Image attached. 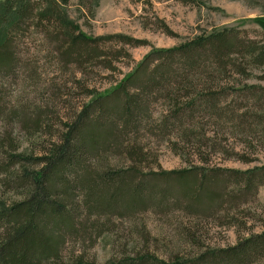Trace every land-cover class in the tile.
Returning a JSON list of instances; mask_svg holds the SVG:
<instances>
[{"label":"trees","instance_id":"trees-1","mask_svg":"<svg viewBox=\"0 0 264 264\" xmlns=\"http://www.w3.org/2000/svg\"><path fill=\"white\" fill-rule=\"evenodd\" d=\"M69 1L4 0L0 4V121L6 126L17 119L27 121L26 114L14 108L16 100L7 95L22 72L30 69L23 58L27 50H21L20 45L28 32L45 33L50 43L58 44L55 51L62 61L91 56L89 43L102 39L85 35L69 18L65 9ZM89 12L92 14L93 8ZM263 69L264 42L242 40L235 30L224 28L178 46L152 49L114 87L92 96L40 155L19 151L4 125L6 130L0 131V196L12 193L22 198L9 203L0 199V264H98L81 255L66 259L61 246L66 237L100 233V213L107 217L112 211L130 212L147 204L162 207L168 196H174L176 203L183 196L187 210L203 202V212L218 205L220 192L231 183L242 189L243 196L253 193L257 183L264 181L263 167L244 172L226 170L223 174L219 173L223 170L206 174L208 170L203 168H188L163 172L161 177L154 172L135 179L142 174L130 163L114 169L102 163L96 167L94 160L102 162L99 153L120 147L126 135L138 130L147 115L143 95L158 90L171 94L172 106L181 107L171 114L172 118L164 116L156 128L166 131L195 113L211 112L214 117L212 111L219 112L238 133L233 137L243 145L242 152L234 146L223 152L228 158L252 162L251 155L264 149V87L247 83L233 86L234 95L226 100L230 91L219 82L212 84L217 79L253 77L254 70L261 71L256 78L264 81ZM202 77L209 83L198 95ZM183 89L185 102L175 100ZM40 117L37 114L30 122L35 132L40 130ZM125 151L128 161H134V148ZM154 177L163 179L159 180L162 184ZM171 177L178 183L173 189L169 185ZM217 193L216 199L213 196ZM184 230L197 245L191 229ZM135 255L109 259L107 264H253L264 260V231L238 237L231 246L202 249L185 260L166 262L142 250Z\"/></svg>","mask_w":264,"mask_h":264},{"label":"rangeland","instance_id":"rangeland-1","mask_svg":"<svg viewBox=\"0 0 264 264\" xmlns=\"http://www.w3.org/2000/svg\"><path fill=\"white\" fill-rule=\"evenodd\" d=\"M89 8H93L92 14ZM65 9L85 35L102 39L89 43L88 47L93 49L91 56L62 61L55 51L59 45L50 43L45 33L31 30L23 37L21 50H27L23 58L30 69L21 71L20 80L11 85L7 97L16 100L14 108L23 111L27 121L17 119L7 126L0 121V131L9 128L19 151L35 156L58 138L65 122L92 96L114 87L152 49L178 46L224 28L235 30L242 40L264 42V0H71ZM151 64L149 59V68ZM260 72L254 70L253 77L249 78L217 79L212 85L219 82L222 88H227L230 93L225 99L231 100L233 86L239 88L247 83L264 87V81L256 78ZM208 83L204 77L200 79L198 95L205 92L202 88ZM143 96L147 115L138 130L126 135L120 147L99 153L102 162L95 159L98 164L94 166L102 163L121 169L130 163L142 174L135 179L154 172L161 177L163 172L188 168H203L208 170L206 174L217 170H223L219 171L223 174L226 170L244 172L264 168V149L252 154L253 161L248 163L227 157L223 150L234 146L242 152L243 145L233 137L238 133L219 112L212 111L214 117L211 112L195 113L181 119L176 126L160 131L155 124L165 119L164 116L172 118L171 114L181 106H172L168 92L156 90ZM186 99L184 89L175 98L180 102ZM37 114L42 115V123L35 132L30 122ZM128 147L136 153L132 162L127 159ZM205 159L208 162H203ZM159 177L153 180H163ZM169 183L172 189L178 184L174 177ZM218 194L213 197L217 199ZM220 195L218 205L203 212L200 211L203 202L187 210L183 196L177 203L174 196H168L167 204L162 207L147 204L130 212L112 211L107 217L100 213L97 217L100 233L93 232L91 237H66L61 253L66 259L81 255L88 261L107 264L109 259L136 256L142 250L170 262L194 257L202 249L231 246L238 237L264 231V181L257 183L254 192L248 195L243 196L242 189L232 183ZM20 198L12 193L0 196L7 203ZM184 227L191 229L197 245L186 235ZM253 264H264V260Z\"/></svg>","mask_w":264,"mask_h":264}]
</instances>
